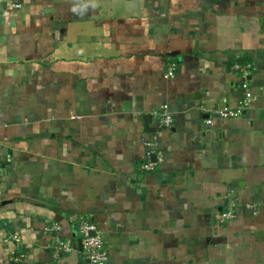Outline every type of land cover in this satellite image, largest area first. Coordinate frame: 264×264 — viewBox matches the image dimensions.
<instances>
[{
	"label": "crops",
	"instance_id": "obj_1",
	"mask_svg": "<svg viewBox=\"0 0 264 264\" xmlns=\"http://www.w3.org/2000/svg\"><path fill=\"white\" fill-rule=\"evenodd\" d=\"M0 7V264H92L83 221L101 264H264V0ZM236 62L251 105L215 117L244 97Z\"/></svg>",
	"mask_w": 264,
	"mask_h": 264
},
{
	"label": "built area",
	"instance_id": "obj_2",
	"mask_svg": "<svg viewBox=\"0 0 264 264\" xmlns=\"http://www.w3.org/2000/svg\"><path fill=\"white\" fill-rule=\"evenodd\" d=\"M6 0H0V6L5 4ZM14 6L19 7V4H14ZM232 68L240 75V86L243 90L244 97L240 105L236 108H216L213 111V115L219 118H229L233 116H238L242 114L251 105L253 99V93L250 86L249 75L251 73L252 66L249 63H239L233 64ZM175 72V65L172 64L168 70V76L173 77ZM160 123L163 127L168 128L172 125L173 117L167 105H163L160 112ZM206 124H211L213 118L208 117L205 120ZM146 148V162L141 165V168L146 171H151L155 168V162L150 160L151 155L155 152L156 142L148 140L144 142ZM235 212L232 209L227 211H222L216 214V219L220 223H224L227 220H231L235 217ZM46 231L53 232L56 236L54 239V244L52 248L53 257H58L61 253L72 252L75 248L73 242L70 240H65L59 235L61 226L57 223L45 226ZM79 232L82 236L81 245L79 251L89 260L92 264H101L108 259V255L103 248V239L98 232H96V226L90 222L83 221L80 225ZM95 232V233H93ZM22 258V256H20ZM16 258V260H20Z\"/></svg>",
	"mask_w": 264,
	"mask_h": 264
},
{
	"label": "water",
	"instance_id": "obj_3",
	"mask_svg": "<svg viewBox=\"0 0 264 264\" xmlns=\"http://www.w3.org/2000/svg\"><path fill=\"white\" fill-rule=\"evenodd\" d=\"M1 8V7H0Z\"/></svg>",
	"mask_w": 264,
	"mask_h": 264
}]
</instances>
